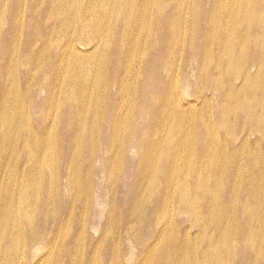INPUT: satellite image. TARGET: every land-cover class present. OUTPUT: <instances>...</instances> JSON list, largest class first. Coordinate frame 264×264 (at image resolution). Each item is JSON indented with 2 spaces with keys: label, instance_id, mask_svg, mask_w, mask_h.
I'll return each instance as SVG.
<instances>
[{
  "label": "bare ground",
  "instance_id": "6f19581e",
  "mask_svg": "<svg viewBox=\"0 0 264 264\" xmlns=\"http://www.w3.org/2000/svg\"><path fill=\"white\" fill-rule=\"evenodd\" d=\"M210 3L211 13L201 18L202 9L197 14L195 1L189 7L186 0H0V264H77L73 244L83 264H95L96 248L99 261L114 255L123 263V237L142 243L141 234L150 243L137 256L146 260L132 264H264V0H234L229 14ZM236 24L241 33L235 34ZM179 37L203 45L191 81L210 91L230 90V106L221 102L217 115L223 129L214 128L210 111L196 123L213 128L209 138L192 142V159L172 144L184 145V117L207 96L178 97L193 55V49L183 58L174 54ZM254 44L258 56L249 66L242 56ZM207 51L215 58L213 73L200 71L210 63ZM165 57L172 58L168 68ZM168 103L178 109L171 123ZM101 108L103 127L94 119ZM167 126L175 135L160 134ZM57 130L64 142H56ZM236 130L244 131L238 141ZM248 130L256 138L250 140ZM138 149L146 150L142 160L134 159ZM107 168L108 183L93 182ZM61 186L75 195L57 203ZM146 187L159 195L148 211L150 196L141 193ZM175 199L192 226L201 224L198 230L171 220ZM54 207L62 217L48 211ZM105 215V232L94 239L91 224ZM233 217L247 225L234 224Z\"/></svg>",
  "mask_w": 264,
  "mask_h": 264
},
{
  "label": "rangeland",
  "instance_id": "374dc122",
  "mask_svg": "<svg viewBox=\"0 0 264 264\" xmlns=\"http://www.w3.org/2000/svg\"><path fill=\"white\" fill-rule=\"evenodd\" d=\"M194 1H195V9L197 11V14L200 13L201 9H202L201 18L203 17V15L206 12V10H208L211 13L210 0H205L204 2H203V0H186V5L191 7V5H192V3ZM215 1L219 4L218 8L221 9V10L224 9V11L227 14L233 12L234 9H235L233 7L234 0H215ZM201 18H200V22L202 23ZM225 27H226L225 21H221L219 23V26H218V30H219L220 34H224L225 33ZM176 29H177V25L175 23H171V30L174 32V34H175ZM247 29H248V31H251L252 27L248 26ZM234 32H235V34L241 33V31L237 28V24L235 25ZM175 37H176V34H175ZM177 40H178V42L174 46L173 50H174V54L178 55V57H182L183 58L190 50L193 49L192 50L193 55L191 56V67L187 70V75L189 77L188 81H186L187 82V86H185L184 88L181 89L180 93L178 94V97L181 100H185V99H188V98H192V95H195V96L200 95V93L201 94L205 93L206 96H207L205 98V100H202L201 98H198L196 104L194 105L195 107L192 108L191 111L184 117L185 126H184L183 129L186 130V132H187V134L185 136L184 145L180 146L176 140L172 144L174 146L175 150L181 151V153H182V155L184 157L190 156V158L192 159L193 158V156H192V152H193L192 142L195 141V140H199V139L203 140V139L209 138L210 135H211L212 128H213L211 126V124H208L205 128L198 129V128H196V123L201 118L204 117V114L207 111H210L211 113L214 114V117L212 118V121L214 123V128L217 129L218 131L220 129H223L221 121L219 122L218 119H217V115H218V112L220 113L224 109V107H226V106L229 107L230 106V103L227 101L229 96H230V90L228 88H220L219 90L213 89V90L210 91L209 89L205 88V86H201L199 84L193 83L191 81V79H193V78H195L197 76V72L194 70V68L197 65L198 53L203 49V45L202 44H198L197 40H195L193 42V45L190 44L189 41L184 43L183 41H181L180 37ZM223 42H224L223 36H219L218 39H217L218 46H222ZM40 46L41 45L38 44L36 46V48L38 49V48H40ZM257 50H258V46H256L255 44L252 45V46L249 45L248 46V54L246 56H242V58H245V57L248 58V65L249 66H251V64L256 61L257 56H258ZM207 53H208V57L210 58V63H209V65H207V67H205L203 70H200V71L202 73H213L214 72V61H215V58H214L213 54H211L210 52L207 51ZM187 57H188V59L190 58L189 56H187ZM18 59L22 62V58L21 57H18ZM171 63H172V58H170V57H165L163 59V61H162V65L166 66L167 68L169 67V65ZM105 65H107V64H105ZM251 68L252 67H249V69H251ZM21 71H22V67L19 66L18 70H16V72H21ZM157 83L159 84L160 89L164 90L165 84L161 81L160 77H157ZM211 92H213V93H211ZM176 100H177V97H176ZM117 101L121 102L120 100H117ZM163 101L164 100H159L158 103H163ZM221 102H224L226 105L224 107H221L220 106ZM124 103H126V106L128 105L127 102H124ZM134 103H135V99H132L130 101V106H132ZM201 103H203V105L200 107ZM87 106H88L89 109L91 108V110H90V115H91L92 114V108H93V99H90L87 102ZM165 109H166L165 118L170 123L173 122L174 120H178L179 119V116L176 114V111L178 109L173 107L171 103H168L165 106ZM129 111H130V109L128 108V112ZM90 115L88 116L87 123H90ZM132 115L133 114H131V111H130V114H128L127 116H132ZM253 115H254L253 113L248 114L249 117H252ZM248 116H246V117H248ZM105 118H106V115H105L104 110L102 108L96 114H94V119L99 124L100 127H103L104 122H105ZM241 118H242L241 115H239L237 117V127H239L238 123L241 120ZM156 120H157V117H156V119H151L150 120V124H153ZM187 121H189V124L191 125V127H188V124L186 123ZM70 124L71 123H68L67 125L69 126ZM27 125H29V124H27ZM149 129H150L149 125L144 124V129H143L142 133L146 134L149 131ZM68 131L70 133H72V128L71 127L68 128ZM169 132H171V133H173V135H175L177 130H176V128H173V127H170V126H167V127H165V128L160 130V134H162V136H166ZM247 132H248L250 140H253L258 135V133L254 132L253 130H248ZM243 133H244V131H243ZM243 133H241L240 130H236L235 131L236 141H238L239 137H241ZM59 137H60V135H59V132L57 130L56 131V142L57 143H58V141L64 142V140L59 139ZM95 138H96V141L99 142L98 143L99 145L100 144H102V145L105 144V143H101L100 134H97ZM214 149H216V146L214 144H212V146H211V154L210 155H211L212 161L215 163L217 152ZM26 151H28V148L26 149ZM161 155H163V153H161ZM145 157H146V150H144V149H138L137 153L134 154V159L135 160H142ZM107 158H108V156H107ZM112 159L115 160V161H122V158H117L113 154H112ZM164 160H165V157L163 156V161ZM261 161H262V159H258V162H261ZM94 164L96 166L99 165V163L97 161ZM224 167H225V170H227L228 165L226 167L225 163H224ZM108 170L109 169L107 168L106 172L103 174L104 177H102V176H100V177L99 176H93V182H95L97 180H100L104 184H107L108 183V175H107ZM138 176H139V172L134 173V177H138ZM116 179H117V175L113 178V181H115ZM226 185L228 187H230V183L229 182H227ZM160 187H161V185H160ZM237 187L239 189L242 186H241L240 183H238ZM94 191H95L94 187L90 186V193L93 194ZM136 193H138V190L136 191ZM141 193L142 194H147V195L150 196V198L147 200V204H146L147 205L146 209L148 211L149 209L154 207L155 198H159V195H158V192H157V188L155 187L154 189H150L149 187H146V188H143ZM58 194L59 195H58V199H57L58 202L57 203H60L61 201H66V196L70 197L71 195H75L74 191L71 190L69 187H62V186L59 188ZM128 194H135V193L133 191H129ZM221 196H225V195L222 193ZM33 200L34 199L32 198V203H33V207L32 208H35ZM198 201H199V199H198ZM204 202H205V199L202 198L200 200V206L203 207ZM256 202L258 204H260V205L263 203V201L257 200V199H256ZM104 206H106L105 201H104ZM59 208L61 209V206ZM181 208L182 207L178 206V202H177L176 199L172 201L171 205H169V210H170V213H171V216H172L171 220H174V219H178L179 220V219H181L182 222L184 223V225L186 227H189V230H191V231L198 230L199 227L201 226V224L195 222V224H193V226H192V223L190 222L189 218L186 219V217H185V215L183 213H179L178 212V209H181ZM106 209H107V207H106ZM54 210L56 211V214H58L59 217H62V213L59 211V209L57 207L48 208L49 212H53ZM162 210H163V206L160 208L159 212L156 213L155 217L159 216L160 213L162 212ZM146 215H147V212H145L144 216H146ZM108 217L109 216L105 215L104 217L96 220L93 224H91L92 227H93V228H91V234H93L94 239L97 238L100 235L101 231L105 232L104 227L106 225V221L108 220ZM231 220H232V222L234 224H237L239 222L240 225H243V226L247 225V220H240L239 221V219L236 218V217H233ZM205 222L207 223V225L209 224V220L208 219ZM172 225L173 224L170 223V226H169L170 230H173ZM255 226H254V228H255ZM72 232H76V227H74L72 229ZM261 232L263 233L264 230H261ZM174 233H176V232L174 231ZM253 233L259 235L257 233V231H254ZM206 236L210 238L211 235L209 233H207ZM123 238L125 240V246H124L123 251H124L125 256H126V258L124 256V262L123 263L120 262V260L117 257H114V255L112 257H110V258H102V261H99L100 249L96 248V253L97 254H95L93 256V259L95 260V264H97L98 262H100L101 264H132L137 259H139L137 262H139V261H141V262L144 261L145 262L146 257L139 258L137 256V254H138V251H143L144 248L146 249L147 244L150 243L149 238L147 236H145L144 234H141V238L143 239L142 243L140 242V239L135 240L131 235H129L128 237L125 236ZM71 249H72L73 252H76L78 254V256H76V263L77 264H83L81 262V250H78V248L74 244L72 245ZM157 252H158V248H155L153 250V253H157ZM60 256L63 257V258H66L63 255H60ZM238 262L240 264H244V259H242L241 261H238ZM62 264H65V262H63Z\"/></svg>",
  "mask_w": 264,
  "mask_h": 264
}]
</instances>
